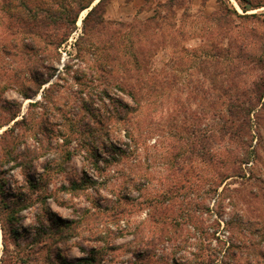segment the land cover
<instances>
[{
	"label": "rangeland",
	"instance_id": "374dc122",
	"mask_svg": "<svg viewBox=\"0 0 264 264\" xmlns=\"http://www.w3.org/2000/svg\"><path fill=\"white\" fill-rule=\"evenodd\" d=\"M73 1L0 3V264H264V0Z\"/></svg>",
	"mask_w": 264,
	"mask_h": 264
},
{
	"label": "trees",
	"instance_id": "16d2710c",
	"mask_svg": "<svg viewBox=\"0 0 264 264\" xmlns=\"http://www.w3.org/2000/svg\"><path fill=\"white\" fill-rule=\"evenodd\" d=\"M19 0H0V3H2L3 8L6 11V16L8 17L9 20L11 21H22L24 22L18 13H16V10L18 8L26 9L28 13V19L30 21H27L26 24H29L28 26H31L32 24L39 23L41 24L44 28H47L50 25H54L58 22V20H61L60 15H58L55 10H51L48 8H35L33 10L31 7L25 5L24 3L20 2L17 5L14 4V2H18ZM86 1V0H85ZM84 0H74L73 4L75 5L74 8L72 9H66L61 5V10L62 12L66 11L71 13V19H69V23L71 26H74L75 19L77 15L86 10L87 8L90 7L91 3L95 0H89L85 2ZM105 0H99L97 4L91 8V10L87 13L86 18L91 17L93 14L98 13L102 3ZM172 0H169L171 2ZM168 5V1L166 3ZM235 14V11H234ZM248 16V15H247ZM26 19V17H23ZM85 18V19H86ZM145 26V23H142ZM68 31H63L62 37L60 38V42H63L64 38L66 37ZM33 34V33H30ZM49 68L50 67H46ZM50 78V76H49ZM48 78V79H49ZM38 81V80H37ZM47 81L43 79H39L38 85L40 86L42 83H45ZM25 99L30 98L32 95H27L25 93L21 94ZM4 109V107H3ZM16 116V113L12 115V119ZM18 122H15L14 125H17ZM7 132V131H6ZM10 132V131H9ZM2 136V135H1ZM1 139V138H0ZM3 180L0 177V228L3 234L8 233L13 239L16 237V231L14 229V225L16 222V217L17 214L24 209L26 205L22 202H12L8 203L7 202V194L2 190V184ZM34 190H39V186H32ZM75 189V188H74ZM73 191V190H72ZM40 214L42 212V217L39 215L36 217V222L38 224V227L35 229V239L32 244H36L39 246V250H47L48 248L54 246L56 243L57 238H60L59 234H62L63 230L65 228H68V225L72 224L71 222H63L57 217L54 216V214L45 206L40 207ZM70 231V229H69ZM155 243H152L150 241H147L143 243V247H155ZM149 254V253H148ZM57 259H60L58 257ZM46 260V259H45ZM86 264L92 263L91 260H85ZM47 264H54L53 262L55 261H50L47 259L45 261ZM211 262V260H210Z\"/></svg>",
	"mask_w": 264,
	"mask_h": 264
},
{
	"label": "water",
	"instance_id": "95a60500",
	"mask_svg": "<svg viewBox=\"0 0 264 264\" xmlns=\"http://www.w3.org/2000/svg\"><path fill=\"white\" fill-rule=\"evenodd\" d=\"M98 1V0H97Z\"/></svg>",
	"mask_w": 264,
	"mask_h": 264
}]
</instances>
